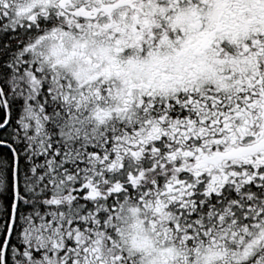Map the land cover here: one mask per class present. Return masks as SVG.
I'll return each instance as SVG.
<instances>
[{
	"label": "snow or ice",
	"instance_id": "1",
	"mask_svg": "<svg viewBox=\"0 0 264 264\" xmlns=\"http://www.w3.org/2000/svg\"><path fill=\"white\" fill-rule=\"evenodd\" d=\"M0 264H264V0H0Z\"/></svg>",
	"mask_w": 264,
	"mask_h": 264
}]
</instances>
